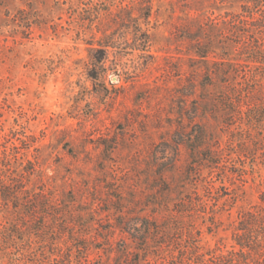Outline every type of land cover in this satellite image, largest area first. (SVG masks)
Returning a JSON list of instances; mask_svg holds the SVG:
<instances>
[{
  "label": "rangeland",
  "instance_id": "374dc122",
  "mask_svg": "<svg viewBox=\"0 0 264 264\" xmlns=\"http://www.w3.org/2000/svg\"><path fill=\"white\" fill-rule=\"evenodd\" d=\"M243 5L0 0V264L189 263L190 233L232 249L264 190V37L233 22Z\"/></svg>",
  "mask_w": 264,
  "mask_h": 264
},
{
  "label": "trees",
  "instance_id": "16d2710c",
  "mask_svg": "<svg viewBox=\"0 0 264 264\" xmlns=\"http://www.w3.org/2000/svg\"><path fill=\"white\" fill-rule=\"evenodd\" d=\"M249 2L250 5L241 7V13L233 15V22L246 25V32L251 33L252 31L249 36L257 34L260 37L259 39H261L264 37V0H249ZM261 60L264 64L263 56H261ZM258 200L259 204L252 205L247 209H241L237 213V221L234 222L230 231L233 242L230 251L225 253L210 251L200 254L198 251L200 249L196 243L199 240H195L193 234L190 233L185 250L180 251V256H184L183 252L186 251L187 255H189V263H185L183 257L178 261L171 252L169 253V259L166 256L159 257L161 260L159 264H264V190L259 193ZM195 201L198 202V199H195ZM194 204V200L186 198V200H182L181 206L184 208L189 207L192 210ZM210 224H216L213 217H210ZM144 228L145 237L140 243L142 247L138 248L146 251L143 248L146 247L145 244L149 236L154 235L157 238L162 233V228L156 224L151 225V228L149 226ZM207 231L209 232L211 229L207 227ZM196 236H200L199 231H197ZM191 239L193 240L191 241ZM160 243L164 244V242Z\"/></svg>",
  "mask_w": 264,
  "mask_h": 264
}]
</instances>
